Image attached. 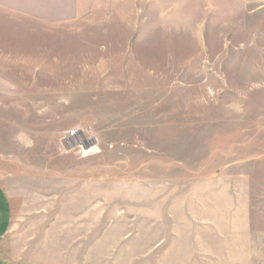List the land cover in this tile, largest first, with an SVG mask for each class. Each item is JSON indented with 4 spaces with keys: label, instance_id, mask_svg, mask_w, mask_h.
I'll return each mask as SVG.
<instances>
[{
    "label": "rangeland",
    "instance_id": "obj_1",
    "mask_svg": "<svg viewBox=\"0 0 264 264\" xmlns=\"http://www.w3.org/2000/svg\"><path fill=\"white\" fill-rule=\"evenodd\" d=\"M85 1L0 0L10 240L98 181L105 264H264V6Z\"/></svg>",
    "mask_w": 264,
    "mask_h": 264
},
{
    "label": "crops",
    "instance_id": "obj_2",
    "mask_svg": "<svg viewBox=\"0 0 264 264\" xmlns=\"http://www.w3.org/2000/svg\"><path fill=\"white\" fill-rule=\"evenodd\" d=\"M131 1L136 3H140L142 1L145 3L152 2V0ZM170 1L177 2L178 4L171 5L172 7L177 8H230L233 7V5L230 3L234 1H240L243 4L251 7L264 6V0ZM7 2L6 8L9 7ZM34 2L37 3V7L40 8H66L74 10V13H76L78 9H84L88 7L85 0H34ZM217 2L224 4H216ZM183 3L193 4L186 5ZM196 3L201 4L199 5ZM132 6L140 8L152 7V5L147 6L146 4H136ZM68 18L71 21L77 19L76 16H70ZM36 19L51 23L56 22V20L60 18L38 17ZM63 179V185L67 186V184H69V179ZM97 183L99 182H93L91 189L80 187L76 194H72L69 191V195H67V189H65V194H60V198H58L59 200H57V202L54 204L52 203L54 208H51L52 204H50L48 210L40 209L36 212V214H34L35 220L33 221L34 223L32 225L34 227L32 238H30L29 234L26 235L24 232L20 234V232H18L17 237L12 240L9 238L10 231L12 229L11 225L14 223V213L19 209H16V202L14 201V197L8 188L0 183V264H105L104 248L106 244L103 237V230L100 231V238L98 237V228L103 226V218H99L98 210H95L97 212H93V215L96 219L95 221L89 222L88 219L84 217L85 214L87 215L88 211H86L87 209L83 208L82 206L84 204V200L90 202L91 199L96 200L98 198L96 197L98 196L99 191V186ZM83 189L86 192H84ZM89 194L91 196H89ZM16 201L17 208L22 205L23 208L20 211L24 213L25 208L23 198L20 200V202L19 200ZM58 201L60 204H57ZM73 201H76L75 205H73ZM46 218L49 219L46 220ZM90 223L92 225H89Z\"/></svg>",
    "mask_w": 264,
    "mask_h": 264
},
{
    "label": "built area",
    "instance_id": "obj_3",
    "mask_svg": "<svg viewBox=\"0 0 264 264\" xmlns=\"http://www.w3.org/2000/svg\"><path fill=\"white\" fill-rule=\"evenodd\" d=\"M67 134H66V136H65V140L67 141V142H69V141H71L72 140V142L73 143H76V141L77 140H79V137H80V135H82L80 132H79V130L78 129H72V130H69L68 132H66Z\"/></svg>",
    "mask_w": 264,
    "mask_h": 264
},
{
    "label": "bare ground",
    "instance_id": "obj_4",
    "mask_svg": "<svg viewBox=\"0 0 264 264\" xmlns=\"http://www.w3.org/2000/svg\"><path fill=\"white\" fill-rule=\"evenodd\" d=\"M80 142H86V139H85L84 137H82L81 135H80V137H79V140L76 141V143H80ZM68 143H71V144H72L73 142H72V140H71V141H69ZM73 144H74V143H73Z\"/></svg>",
    "mask_w": 264,
    "mask_h": 264
}]
</instances>
